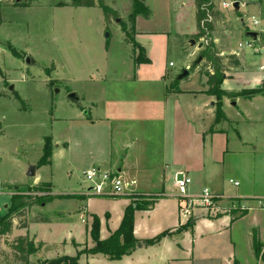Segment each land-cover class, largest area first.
I'll use <instances>...</instances> for the list:
<instances>
[{
  "label": "crops",
  "instance_id": "0c3cea01",
  "mask_svg": "<svg viewBox=\"0 0 264 264\" xmlns=\"http://www.w3.org/2000/svg\"><path fill=\"white\" fill-rule=\"evenodd\" d=\"M151 1L153 7L166 5L168 12L175 13L174 34L191 44L189 42L190 37L197 32V7L194 5V0H143V4L150 9V17L146 18L142 13L136 17L137 35L135 39L145 49L146 57L149 58V47L151 46L154 49L155 45H158L157 39L162 37L168 42V50H170L169 38L171 33L148 29L147 24L154 17V9L150 5ZM233 1L239 2L240 7L239 9H232L240 13L241 16L243 14L247 16H245L246 20L241 18V26L232 22L234 24L233 28L223 30L225 64L229 63L227 57L232 56V54L235 55L240 64L227 67L221 88L231 93L261 89L260 74L258 72L259 57L255 56L252 51L248 53L247 49H242L239 45L245 42L242 36L246 32L247 26L251 24L248 19L250 16H257L264 22V0ZM61 3H66V5ZM70 3V0L61 1L54 8L70 11L80 8L78 6L73 7ZM170 4H172V7H169ZM25 6L27 4L16 7ZM242 7L245 13L241 12ZM133 8L132 0L127 16L118 10L122 16V21L127 19L128 15L133 12ZM190 12L191 16L188 21ZM0 19L3 22V17H0ZM102 21V27H104V16ZM246 21L249 23L248 25H246ZM244 24L246 28H244ZM118 28L122 32L121 26H118ZM159 33L163 36L160 37ZM214 33L213 39L219 47V39ZM121 36L124 38L123 32ZM233 39L236 40V43ZM200 42L202 41H197L196 47L190 45L192 50L184 55L187 62H192V58L201 50L198 46ZM104 48L108 52L109 44L107 42H105ZM15 54L21 56L17 51ZM26 56L27 52L25 51L22 56L23 60ZM149 60L151 59L149 58ZM131 61H133L132 55ZM151 62L152 60L149 63L135 66V61H133L132 72L128 73L127 80L118 78L109 81L101 75L100 79L105 82L103 99L100 101L96 99L94 102L88 98L80 97L82 104L78 111L75 110V115L53 118V123H57L58 120L67 122L66 129L69 130V133L71 131V137L67 140L66 149L70 151L74 145L79 148V154L77 153L78 155L73 157L74 162L82 167V172L96 166L106 171H117L122 177H126L127 180L125 181L130 184L127 193L115 197L110 194L96 195L89 192L91 190L89 186L85 189V192L57 193L52 191V184L51 194H78L82 198L55 199L46 205L31 207L29 213L32 209H35L37 223L53 222V219L40 215L42 213L41 209L50 204L68 201L75 204L71 212L76 213L79 217H84V212L78 209V203L80 200L88 201L84 206V211L86 216L88 213L89 217L92 218V224L93 216H101L95 207V204L101 201L107 207L104 215L108 216L105 222L107 224V234L109 235L102 238L103 219L101 220L100 234L101 239H107L120 226L125 209L131 203L129 197L135 194L157 195L160 199L149 210H137L135 212L134 233L143 242L134 249L132 254L121 258L122 262L127 264H235L236 262L238 264H263L261 258H258L254 251L253 232L256 230L258 233L260 243L263 245L262 253H264V213L262 212L264 210L258 208V200L264 198V90L250 94L248 97L225 96L220 101L227 120L216 122V103L219 100L216 95L207 93L209 89L208 77L199 72V67L192 70V72L189 71V74L182 79H179L177 71L172 72L169 68L166 69L164 74L159 73L156 76L149 77L145 73L146 66L144 65L151 64ZM188 65H191V63H184L185 67ZM169 66L173 67L175 65L171 66L169 64ZM0 68H2L1 64ZM10 90L18 95L19 100L25 106L26 101L18 91H15L14 85L10 86ZM85 109H88L86 114ZM73 123L78 125L73 127ZM241 125H254L257 128H253L254 132L248 135L243 127H239ZM233 126H237V128ZM231 129L236 135L232 140L228 132ZM0 134L2 137L6 136L5 131L1 128ZM48 137H51L54 142L51 162L47 164L51 165L55 151L60 147V144L53 136ZM43 154L44 149L36 164L29 165L34 168L35 173L30 176L29 172L31 170L27 172L29 178H34L32 182L6 184L0 181V194L2 193V187L6 186L10 189L11 199L12 194L21 192L16 189L22 185L33 184L39 186L41 183L49 182L40 181L39 173L42 166L37 167V164ZM169 169H172L175 181L176 176L184 172L191 177L192 183L196 181L202 185L203 190L208 189L212 196L221 197L218 198L219 202H222L223 205L226 204L224 206L227 209L236 211V205L239 201L241 204L251 207V209L243 211L245 213L242 212L243 214L240 215L222 212L217 216H210L202 210L194 209L193 211L196 212L193 217L187 215L188 220H182L181 215H179L182 201L188 197L201 196V194L187 193L178 197V195L165 194L164 190L158 188H155V190L147 189L151 185L157 184L158 180H154L157 178V172H163L164 179L162 181L165 183L164 180L169 175ZM232 180L234 182L238 181L239 185L231 183ZM49 183L51 184V182ZM13 188L16 191H13ZM10 205L11 202L5 205L6 212ZM162 209H165V211L163 212ZM158 211L165 215V225L167 226L162 228L158 223L159 220L157 224L154 223L156 226L158 225L157 231L160 232L157 235L167 230L171 233L167 234L160 242L147 245L144 240L157 235L150 236L146 235L148 233L141 234L138 232L143 231L145 228L142 223H150L153 214ZM115 212L117 220L114 222ZM189 224L193 227L190 230ZM17 225L18 221L15 220L13 233L9 236L10 240L17 236H30L31 242L36 247V251L32 255L45 249L46 243L44 241L39 242L40 239L36 234H29V223L26 228H19ZM198 226H200L199 232L194 228ZM191 230L194 234H192L194 240L197 243L199 242L200 245L199 247L193 246L191 254L186 255L182 253L183 247L168 239L178 240L183 232L187 234ZM212 236L217 238L216 240L225 241L230 248L229 252H209L205 240H207V237ZM0 240H3L5 247L8 248L5 244V237H1ZM74 244L78 246L77 250L80 252L82 248L79 247L80 244L76 241H74ZM92 246H94V242ZM10 252L12 254L11 250ZM84 255L86 256L85 261L88 260L86 264H95L99 262V259H102V256H104L103 259L108 258L101 253L98 255ZM151 255H155L152 260H150ZM12 260L19 264L14 255Z\"/></svg>",
  "mask_w": 264,
  "mask_h": 264
},
{
  "label": "rangeland",
  "instance_id": "374dc122",
  "mask_svg": "<svg viewBox=\"0 0 264 264\" xmlns=\"http://www.w3.org/2000/svg\"><path fill=\"white\" fill-rule=\"evenodd\" d=\"M61 1L68 0H23L19 4H27L25 7H16L18 6L17 0H0L1 18L3 17V22L1 21L0 24V64L2 67L0 68V128L6 133L4 137L0 134V181L6 184L32 182L34 178L27 176V172L31 170L29 165L36 164L43 153L42 148L45 145L46 137L53 136L60 147L55 148L52 164L42 166L39 173L40 181L51 182L53 184L52 191L57 193H80V191L85 192L89 183L85 180L82 167L74 162L73 156L79 154V148L74 145L70 151L66 149L71 131L69 133V130L66 129L67 122L58 120L57 123H53V118L75 115V110L78 111L80 108L82 103L71 100L68 97L69 92H75L78 97L88 98L94 102L96 99L99 101L103 99L105 82L100 79L101 75L109 81L118 78L127 80L128 73L132 72L131 66H133V61H131L132 45L126 42L125 34L122 38L123 30L121 32L118 28L122 22L121 14L120 18L113 19L110 24L105 21L104 29L102 27V17L104 16L102 9L78 6L80 8L74 11L56 10L54 7ZM223 1L230 0H214L216 8L215 15H213L215 24V33H213L219 39L220 46H217V50L222 58H224L223 30L233 28L232 22L241 26V18L246 20L245 16H247L239 15L240 13L232 8L225 10L222 6ZM131 3L132 0H106L108 6L119 10L125 16H127V11H130ZM150 5L154 9V17L148 22V29L157 32L168 31L171 36L169 38L170 50H168V42L160 33L162 38L157 39L158 45H155L154 49L149 47L148 56L152 62L144 65L147 76L164 74L167 68L172 72L177 71L180 75L184 69L192 72L191 68L195 64L204 68L205 60L197 61L200 51L192 58V62H187L185 59L184 55L190 53L192 45L174 34L175 13L168 12L166 5L153 7L152 1ZM169 7H172V4ZM241 12L245 13L243 7ZM190 16L191 12L188 21ZM245 23L249 24L247 21ZM246 32L242 36L244 41H248ZM107 34H109L108 37ZM233 41L236 43L235 39ZM105 42L109 44L108 52L104 48ZM15 51L21 56H17ZM25 51L34 57L38 65L28 66L25 64V60L22 58ZM250 51L249 49L248 53ZM170 62L175 66L170 67ZM184 63H191V65L185 67ZM12 85L26 101L25 106L22 101L14 97L15 93L10 90ZM85 110L88 111V109ZM77 125L73 123L72 126ZM233 127L237 128V126ZM239 127H243L248 135L254 132L253 128H257L254 125ZM228 132L230 139H234L236 135L233 129ZM50 139L51 148L54 150L53 139L51 137ZM156 175L157 178L154 180H158L157 184L151 185L147 188L148 190L158 188L164 190L165 194L178 195V197L187 193L198 195L203 191L202 185L194 181L186 187L184 192H181L173 179L172 169H169V175L164 180L165 183L162 181L164 179L163 172H157ZM123 179L127 180L124 176ZM29 187H35V185H22L16 190L24 193L28 192ZM12 190L16 191L14 188ZM10 194L9 188L2 187L0 215L6 214L5 205L10 204ZM135 195H133V199L143 200L137 199ZM218 198H213L211 206H206L202 201H194L188 214L193 217L196 212L193 210L199 209L210 216H217L222 212L234 215L233 210L227 209L224 206L226 204H221L222 202H219ZM192 199L194 198L188 197L181 203L179 215L182 220H188L187 215L183 212ZM87 203L88 201L81 200L78 203V209L84 212V217H79L76 213L71 212V209L75 207L72 202L63 201L47 205L41 209L40 215L53 219V222L49 221L46 224L37 223L35 219L37 213L35 209L31 210L28 215V232L31 235L36 234L40 239L39 242L44 241L46 244L44 250H40L30 257L29 264H50L54 258L64 255L78 256L79 264L87 263L88 260L85 261L86 256L84 255L87 253L80 254L81 251L78 252V246L74 244V241L78 242L82 251L93 247V240L89 234L92 218L88 213L86 216L84 211V206ZM95 207L100 212L101 220L103 219L102 238L107 237L109 234H107L105 220L108 216L104 215L107 207L101 201H98ZM162 211L164 212L165 209ZM236 211L240 215L244 210L239 208ZM262 212L264 213V211ZM114 216H116V212ZM165 219V215L161 212H155L150 223H142L145 228L138 233H148L146 235L150 236L159 234L158 225L155 224L159 220L158 223L162 228H166ZM115 220H117V216L114 222ZM147 225L148 227H146ZM188 227L189 230L193 228L191 224ZM194 228L199 232L200 226ZM192 234L191 230L187 234L183 232L178 240H168L177 242L184 249L182 253L187 255L191 254L193 246L199 247L200 245L194 240V234ZM216 239L213 236L207 237L205 243H207L208 251L211 253L229 252L228 244L221 239ZM38 244L37 246H39ZM153 257L155 258V255H151L150 260ZM101 258L95 264H127L120 259H103L104 256ZM12 259L13 254L5 247L3 240H0V264H16Z\"/></svg>",
  "mask_w": 264,
  "mask_h": 264
},
{
  "label": "trees",
  "instance_id": "16d2710c",
  "mask_svg": "<svg viewBox=\"0 0 264 264\" xmlns=\"http://www.w3.org/2000/svg\"><path fill=\"white\" fill-rule=\"evenodd\" d=\"M66 5V3H61ZM18 6H23V4L17 3ZM71 6H82V7H98L103 10L105 21L107 24L113 19L120 18V13L111 8L106 4V0H71ZM134 10L129 15L127 21H122L120 26L125 34V39L127 43L132 45V58L135 61V66L140 64L149 63L148 57H146L145 49L136 42L137 30L135 26L136 17L142 13L143 16H150V9L147 8L142 0H133ZM194 5L197 7L196 11V24L197 32L190 38L197 41L203 42V48L199 52V56L205 60L204 68H201L199 64L192 66L191 70L197 69L199 67V72L203 73L208 77L209 89L207 93L210 95H216L219 100L216 103V122L227 120L224 110H222L221 101L225 96H247L260 92L262 89H250L242 90L240 92H227L221 88L225 76L224 73L228 66H238L240 63L235 55L228 56L229 63L225 64L224 58H222L217 50L216 42L213 39V32L215 30V24L213 15H215V4L214 0H194ZM1 17V12H0ZM1 24V20H0ZM16 53V51H15ZM179 83V82H178ZM18 98V95H15ZM20 99V98H18ZM46 142L44 145V154L37 164V167L45 166L50 164L53 149L51 148L50 137H46ZM51 186L49 182L41 183L39 186L29 187L28 192L22 193L17 192L12 194L10 202L11 205L7 209L6 214L0 216V238L5 237V244L12 251L15 259L19 261V264H29L30 256L36 251L35 245L31 242L30 236H17L10 240L9 236L12 235L15 220L18 221L17 227L26 228L28 226V214L33 206H43L52 202L55 199H80L81 195L78 194H63L55 195L51 194ZM45 193V194H44ZM137 199H143L142 201L133 199V195L129 197L131 203L125 209L123 220L120 226L111 233V236L107 239H101L100 226L101 219L96 215L93 216L94 220L91 225L89 234L92 237L94 246L86 251L80 252L87 253L91 255H98L99 253L106 255L110 260L121 259L124 256L133 253L134 249L143 242L136 237L134 233V223H135V212L137 210H149L159 199L157 195H135ZM240 202V201H239ZM237 210V209H236ZM234 214H236V211ZM245 213V212H243ZM169 230L157 235L156 237L144 240L147 245L155 244L160 242L164 237L169 234ZM263 245L260 243L258 233L256 230L253 232V247L255 254L258 258H261L264 264V253H262ZM79 257H71L64 255V257H59L50 261V264H79ZM235 264H238L236 262Z\"/></svg>",
  "mask_w": 264,
  "mask_h": 264
},
{
  "label": "built area",
  "instance_id": "2783aa9c",
  "mask_svg": "<svg viewBox=\"0 0 264 264\" xmlns=\"http://www.w3.org/2000/svg\"><path fill=\"white\" fill-rule=\"evenodd\" d=\"M234 1L230 0L228 2H223L222 6L224 9L235 8ZM249 21L251 24L247 26L246 31H255L258 33L256 38L248 36V41L240 43V48L251 50L253 54L260 59V63L258 65V72L260 74V87L264 90V22L257 16H250ZM245 25V24H244ZM170 65H174L172 62ZM85 180L89 183V188L91 189L89 192L94 194H110V195H125L127 193V189L130 186L128 182H126L123 177L117 171H106L102 170L100 167H94L83 172ZM191 177L187 174L179 173L176 176L177 187L184 192L186 187L192 183ZM236 185H239L238 181H231ZM213 198L210 191L208 189H204L201 193V196L195 197L194 199L189 201L186 209L183 214L189 215L188 211L191 204L194 201L203 202L206 206H211L213 203ZM242 210H250L251 207H248L241 202H238L236 205V209ZM258 208L264 210V198L258 200Z\"/></svg>",
  "mask_w": 264,
  "mask_h": 264
},
{
  "label": "water",
  "instance_id": "95a60500",
  "mask_svg": "<svg viewBox=\"0 0 264 264\" xmlns=\"http://www.w3.org/2000/svg\"><path fill=\"white\" fill-rule=\"evenodd\" d=\"M21 2H23V0H17V3H21ZM234 6H235V8L236 9H239V2H235L234 3ZM257 35H258V33L257 32H255V31H248L247 33H246V36L248 37V36H251V37H253V38H256L257 37ZM107 37L109 36V34H107L106 35ZM189 42L191 43V45H193V46H195V45H197V42H195V40H193V39H190L189 40ZM203 42H200V43H198V46H199V48H203ZM198 60V62H201L203 59H202V56H198V58H197ZM25 64H27L28 66H35V65H37L38 63H36L35 61H34V59H33V57L30 55V54H27V56H26V58H25ZM189 74V70L188 69H184L182 72H181V74L178 76L179 77V79H182V78H184V77H186L187 75ZM11 88H13V87H11ZM68 97L71 99V100H73L74 102H78V103H80V97H78V95L75 93V92H69L68 93ZM87 113V111H85V114ZM35 173H34V168H31V171L29 172V175L30 176H33Z\"/></svg>",
  "mask_w": 264,
  "mask_h": 264
}]
</instances>
